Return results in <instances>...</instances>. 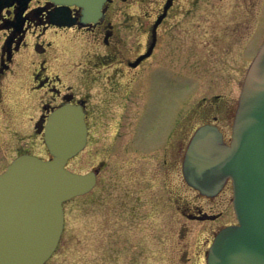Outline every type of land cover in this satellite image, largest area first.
Segmentation results:
<instances>
[{
  "label": "rangeland",
  "instance_id": "obj_1",
  "mask_svg": "<svg viewBox=\"0 0 264 264\" xmlns=\"http://www.w3.org/2000/svg\"><path fill=\"white\" fill-rule=\"evenodd\" d=\"M204 8L179 16L190 23L183 38L192 41L173 53L172 83L145 78L146 94L134 93L120 117L118 106L109 111L121 122L98 125L91 145L69 162L77 172L93 165L100 172L91 191L64 204V232L46 264H205L214 232L235 222L230 192L202 198L184 182L181 161L193 130L213 116L224 139L230 136L245 71L264 40V0H206ZM214 95L219 105L208 110ZM194 204L217 206L222 216L188 219L181 211Z\"/></svg>",
  "mask_w": 264,
  "mask_h": 264
},
{
  "label": "flooded vegetation",
  "instance_id": "obj_2",
  "mask_svg": "<svg viewBox=\"0 0 264 264\" xmlns=\"http://www.w3.org/2000/svg\"><path fill=\"white\" fill-rule=\"evenodd\" d=\"M205 5L206 0H106L96 21H83L76 5L0 0V173L20 155L50 157L44 133L53 109L69 103L83 111L86 144L68 167L91 145L96 127L110 123L113 106L120 117L134 93L146 94L145 78L157 74L172 83L173 53L192 41L183 38L190 23L180 20L201 13ZM133 14L129 22L127 15ZM77 38L84 49L78 58ZM218 96L211 97L207 109L219 105ZM121 120L114 115L115 123ZM205 122H216V117ZM163 163L169 171L168 161ZM96 167L100 172V165L90 170ZM227 191L229 181L217 196L201 197L214 200ZM215 208L194 204L181 212L188 219L214 221L223 211Z\"/></svg>",
  "mask_w": 264,
  "mask_h": 264
},
{
  "label": "water",
  "instance_id": "obj_3",
  "mask_svg": "<svg viewBox=\"0 0 264 264\" xmlns=\"http://www.w3.org/2000/svg\"><path fill=\"white\" fill-rule=\"evenodd\" d=\"M77 5L83 21H96L106 0H52ZM86 125L77 105L52 110L44 142L51 157H16L0 173V264H44L64 226L63 202L88 192L98 169L65 167L85 145ZM185 182L207 197L228 179L237 222L218 230L205 264H264V42L249 64L233 118L229 143L213 124L198 126L185 148Z\"/></svg>",
  "mask_w": 264,
  "mask_h": 264
}]
</instances>
